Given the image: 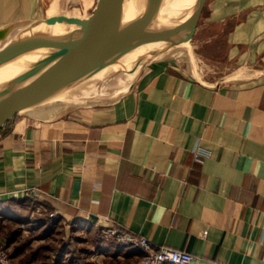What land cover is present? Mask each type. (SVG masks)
I'll list each match as a JSON object with an SVG mask.
<instances>
[{
    "label": "crops",
    "instance_id": "1",
    "mask_svg": "<svg viewBox=\"0 0 264 264\" xmlns=\"http://www.w3.org/2000/svg\"><path fill=\"white\" fill-rule=\"evenodd\" d=\"M74 1L0 0V23L29 37L31 23L36 33L75 17ZM196 21L191 40L217 70L200 77L157 61L115 103L52 122L17 115L0 128L3 223L38 187L43 207L93 238L116 226L196 264H264V0H204ZM93 249L88 264L142 256L114 240Z\"/></svg>",
    "mask_w": 264,
    "mask_h": 264
},
{
    "label": "water",
    "instance_id": "2",
    "mask_svg": "<svg viewBox=\"0 0 264 264\" xmlns=\"http://www.w3.org/2000/svg\"><path fill=\"white\" fill-rule=\"evenodd\" d=\"M203 2L96 0L87 18H50L32 33L34 22L29 37L1 29L0 128L17 115L52 122L80 107L115 103L147 66L185 50ZM131 8L134 16L126 17ZM56 22L64 27L55 31ZM131 54L138 56L129 69L118 65Z\"/></svg>",
    "mask_w": 264,
    "mask_h": 264
},
{
    "label": "rangeland",
    "instance_id": "3",
    "mask_svg": "<svg viewBox=\"0 0 264 264\" xmlns=\"http://www.w3.org/2000/svg\"><path fill=\"white\" fill-rule=\"evenodd\" d=\"M2 1L4 3L5 0ZM85 1L75 0L67 6L66 11L69 15L74 14L76 18L79 15L81 19H84L91 13L96 3V0ZM22 26V24L7 23L2 25L0 23V30L7 28V35L13 36L14 33H18L22 29ZM197 27H201L200 21ZM198 37L199 32L197 33ZM187 47L175 56L174 60L167 61L171 64L182 65L190 73H197L200 71L197 69L200 68L205 71L218 69L215 68L217 64H210L203 59L199 53L201 48L199 45H195L194 40H190ZM207 72L211 73L212 71ZM24 201H27V204L24 203L25 207L21 204L16 206L17 220L8 217V220L3 223L0 218V243L7 248L8 254L16 264H80L81 260V264H88L87 261L94 250L95 241L100 243V239H103L119 243L114 236L108 234L109 227H104L101 234L98 233L93 238L86 230L68 227L67 222L63 220L61 222L60 216L56 218L51 216L56 211L43 207L39 199L26 197ZM99 235H101L100 238ZM141 258L136 264H140Z\"/></svg>",
    "mask_w": 264,
    "mask_h": 264
},
{
    "label": "built area",
    "instance_id": "4",
    "mask_svg": "<svg viewBox=\"0 0 264 264\" xmlns=\"http://www.w3.org/2000/svg\"><path fill=\"white\" fill-rule=\"evenodd\" d=\"M194 152L195 156L207 154L206 151L201 149H195ZM26 191L27 197L37 198L40 201L44 194L38 187L26 189ZM51 216L56 218L60 215L54 212ZM108 234L114 236L119 245L141 251L143 256L140 264H196V257L192 253L167 245H156L148 238L136 235L128 230L109 226ZM0 264H16L2 243H0Z\"/></svg>",
    "mask_w": 264,
    "mask_h": 264
},
{
    "label": "bare ground",
    "instance_id": "5",
    "mask_svg": "<svg viewBox=\"0 0 264 264\" xmlns=\"http://www.w3.org/2000/svg\"><path fill=\"white\" fill-rule=\"evenodd\" d=\"M84 2H86V1L84 0ZM87 4H88V2H87ZM134 14H135V11H133L131 8L130 10H128L126 17H132V16H134ZM89 15H90V13H89ZM88 16H86L85 18H87ZM137 56H138V54H135V55L131 54V55L125 56V57H123V59H120V63L118 65H121L123 68H125L127 70V69H129L132 62L137 58ZM116 67H117V65H116Z\"/></svg>",
    "mask_w": 264,
    "mask_h": 264
}]
</instances>
